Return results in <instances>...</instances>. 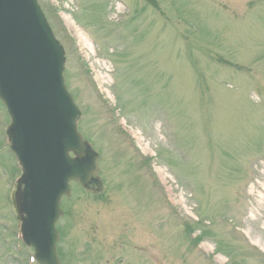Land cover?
I'll return each instance as SVG.
<instances>
[{"label":"rangeland","instance_id":"1","mask_svg":"<svg viewBox=\"0 0 264 264\" xmlns=\"http://www.w3.org/2000/svg\"><path fill=\"white\" fill-rule=\"evenodd\" d=\"M39 2L108 186L62 202V264H264V0ZM8 120L0 264H33Z\"/></svg>","mask_w":264,"mask_h":264},{"label":"water","instance_id":"2","mask_svg":"<svg viewBox=\"0 0 264 264\" xmlns=\"http://www.w3.org/2000/svg\"><path fill=\"white\" fill-rule=\"evenodd\" d=\"M64 66V50L37 1L0 0V97L13 120L8 134L24 171L16 194L19 219L39 264H60L55 224L69 182L94 193L104 188L97 175L100 155L77 130L81 115L64 84Z\"/></svg>","mask_w":264,"mask_h":264}]
</instances>
